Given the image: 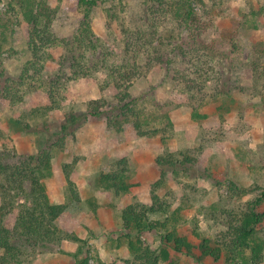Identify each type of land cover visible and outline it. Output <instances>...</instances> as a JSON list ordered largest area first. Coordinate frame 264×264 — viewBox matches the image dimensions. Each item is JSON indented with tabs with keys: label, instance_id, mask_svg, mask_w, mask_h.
I'll list each match as a JSON object with an SVG mask.
<instances>
[{
	"label": "rangeland",
	"instance_id": "374dc122",
	"mask_svg": "<svg viewBox=\"0 0 264 264\" xmlns=\"http://www.w3.org/2000/svg\"><path fill=\"white\" fill-rule=\"evenodd\" d=\"M205 1L214 16H204L213 21L204 38L217 39L221 33L230 32L233 22H238L235 42L242 62L230 60L223 66L222 81L233 89L232 97L218 102L209 99L199 109L206 115L203 118H192L191 106L180 105L182 97L174 95L180 84L167 75L165 64L151 61L144 54L136 62L137 72H130L136 44L141 40L134 33L128 35L126 29H145L146 41L159 50L164 61L173 59L172 46L180 43V38L175 37L168 46V40L160 34H148L143 0H123L126 10L119 13L120 20L113 22L107 16L108 7H121L123 3L105 0L94 8L91 27L97 43L95 51L77 47L75 38L81 31L82 13L65 10V0L56 2L57 15L51 30L59 42L49 50L50 58L44 56L40 63L42 77L46 79L64 73L65 100L60 109L46 118V123L60 126L71 114L78 115L79 120L65 132L62 146L52 150V173L45 179L54 200L66 205L56 221L60 241L50 248H25L21 264H76L81 246L88 253V264H133L123 236L128 232L122 229L121 214L130 204L150 206L153 191L166 202V213L157 218L164 221L168 217L167 226L141 233L139 238L144 244L159 253L161 248L171 247L164 240L165 233L176 230L187 235L193 249L191 254L171 249L173 264H228L225 257L215 262L203 256L200 245L207 239L211 246L218 247L227 221L264 187V0ZM15 2L0 0V31L6 34L26 25L11 10L10 5ZM194 6L200 9L199 4ZM31 59L26 45L8 41L1 55L5 75L19 80ZM177 60L179 63L180 59ZM117 68L130 74L119 83L129 87L141 108V116L150 126H157L162 109L171 106L173 131L166 144L160 134L121 140L104 117L86 115L89 101L112 102L118 92L113 76L120 80L114 72ZM40 144L37 126L26 131L11 124L8 114H0V150L34 153ZM186 154L196 164L179 165L172 170L157 163L161 157L180 160ZM122 159L126 163L118 165ZM121 167L126 169L125 181L133 185L127 192L99 184L101 173ZM231 181L247 188L249 194L233 199ZM14 222V213L5 219L9 229ZM257 229L264 236V221ZM223 254H228L226 249Z\"/></svg>",
	"mask_w": 264,
	"mask_h": 264
},
{
	"label": "trees",
	"instance_id": "16d2710c",
	"mask_svg": "<svg viewBox=\"0 0 264 264\" xmlns=\"http://www.w3.org/2000/svg\"><path fill=\"white\" fill-rule=\"evenodd\" d=\"M60 1L62 0H14V6L10 5L11 10L21 17L26 25L17 31H11L10 34L0 31V114H8L11 124L26 131L37 126L41 137V144L34 153H16L7 148L0 150V264H21L20 257L25 248H50L60 241V229L56 221L63 214L66 205L54 200L45 179L52 173V150L62 146L65 132L69 126L78 123L79 116L71 114L60 126L47 125L46 118L60 109L65 100L64 73L56 74L51 80L46 79L42 77L40 63L44 56L50 58L49 50L59 42L51 27L57 15L56 2ZM104 1L65 0V10L82 13L81 31L75 38L78 48L96 50L91 13ZM118 1L123 3V0ZM143 3L146 4L147 30H150L148 34H160L168 40V46L171 38H180V43L172 46L170 53L173 59L164 61L162 55L157 52L159 50L151 47V43L146 41L145 29H126L128 35L134 33L136 38L141 40L136 44L137 49L134 48L136 56L130 72H137L136 62L144 54L151 61L165 64L167 75L180 84L179 91L174 94L182 97L180 105L191 106L192 118L206 117L199 109L204 107L209 99L218 102L221 98L232 97L233 89L227 86V81H222V69L227 61L242 62V55L238 53L239 47L235 42L239 23L233 22L230 32H223L219 38L207 41L204 38L205 32L213 21L211 18L205 20L204 16L214 15L207 10L205 0H143ZM194 4H199L200 9L196 10ZM125 10V3L121 7L114 4L108 7L107 16L111 22L120 20L119 13ZM8 41L26 45L32 56L19 80L5 75L6 70L1 61L4 46ZM80 54L83 56L82 52ZM177 59H180L181 63H178ZM114 72L120 75V80L113 76L112 81L116 82L118 92L112 102L106 99L91 100L87 105L86 115L104 117L121 140L126 137L134 139L160 134L162 143L166 144L173 131L169 114L171 106L162 109L157 126H150L149 122L143 119V115L141 116V108L128 91L129 87L119 83L129 78L130 74L119 68ZM52 138L56 140L50 142ZM125 163L122 159L118 165ZM157 163L160 166H169L172 170L177 169L179 165L196 164L195 159L187 154L180 160L172 156L161 157L157 159ZM125 170L121 167L101 173L99 184L116 192H127L133 185L125 181ZM209 176L219 177L218 174L212 173H209ZM230 184L233 199H243L250 192L233 181ZM260 188L259 193L247 200L238 214L231 216L227 221V229L221 232L218 247H213L209 240H204L200 245L203 256H209L215 262L225 257L228 264L262 263L264 236L259 235L257 227L264 221V187ZM167 209L166 202H163L155 191L152 193L150 206L134 203L123 209L122 229L128 232L123 236L133 257V264H173L171 249L186 254L192 253L193 245L187 235L176 230L165 233L164 240L171 247H163L159 253L140 240L139 235L145 231L166 228L168 217L164 221L157 217L166 213ZM12 213L15 214V222L9 229L5 219ZM82 248L83 246L76 254V264H88V253ZM224 249L228 253L226 256L223 254Z\"/></svg>",
	"mask_w": 264,
	"mask_h": 264
}]
</instances>
